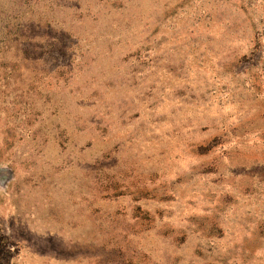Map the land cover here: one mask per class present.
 Masks as SVG:
<instances>
[{
	"label": "rangeland",
	"instance_id": "374dc122",
	"mask_svg": "<svg viewBox=\"0 0 264 264\" xmlns=\"http://www.w3.org/2000/svg\"><path fill=\"white\" fill-rule=\"evenodd\" d=\"M0 264H264V0H0Z\"/></svg>",
	"mask_w": 264,
	"mask_h": 264
}]
</instances>
